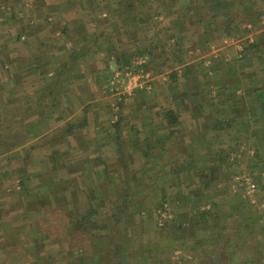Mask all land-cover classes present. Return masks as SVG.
<instances>
[{
	"label": "rangeland",
	"instance_id": "obj_1",
	"mask_svg": "<svg viewBox=\"0 0 264 264\" xmlns=\"http://www.w3.org/2000/svg\"><path fill=\"white\" fill-rule=\"evenodd\" d=\"M97 4L98 7L97 5H93V10H95L96 14L104 10L106 12L109 11V13H107L106 16H101L102 18L99 23L100 26L90 22L89 27L84 28L79 32H76V30L73 29V32L66 35L69 39H73V45H70L71 42H68L69 39L63 41V37L53 36L52 38L49 37V40L47 39L44 43L43 47H45V51L37 53L36 46L30 47L28 45L29 35L24 33V31L21 32V34L26 36L25 39H16L14 36L12 38L14 44L10 42L7 45H4L6 40L4 35L0 32V47H8L6 50H0V130H3V132L8 135V141L11 142L10 144L12 146L16 145L11 150H7V148L0 149V204L3 202H9L11 204L26 203L32 206L43 205L41 212H29V214H33L32 218H30L31 222L30 224L27 223V234L20 237V244L18 247L15 244L17 243L15 242V237H18L15 228L13 227V229H9L4 233L5 236L2 239L4 242L0 243V264H47L46 262L48 261L51 262L49 264H60L56 259L58 257L60 258L61 255L71 256L76 254V251L72 249V246L74 245V242L71 241L72 236L70 237L67 235L64 230V227H66V224L69 222V217L66 215L68 209L67 204L65 201L57 202L56 199L49 200V198L40 201V198H38L35 193L40 190L42 180H50L53 182L64 175V172L67 174L80 168L87 171L86 173L91 175L92 179H95L97 182H102L103 179L107 180L111 192L116 193L120 187L119 185L123 179H125L122 167L124 161L135 166L138 171L140 165L147 163V168H145L147 169L146 171H149V169H152L153 167V165L151 166L153 158L163 160L160 152V145L163 142L162 136H151L153 130L160 131V134H163L164 129L161 126L162 120L160 117L162 105H167L174 100L183 106L181 110L182 119H187L190 117L189 115L192 109L194 112V105L189 104V99H187L185 94H193L195 91L198 92V90H196L198 85L203 89V92L207 93L211 90L216 92L217 89L214 87L215 84L213 79L221 77L223 78V82H221L222 85H228L232 92L237 91L239 88L242 92H247L239 86L236 80L241 79L242 81L244 80L247 82L249 76H252L253 74L257 75L253 66H247L248 63L254 65V62L240 59L238 50L243 47L245 42L250 41L252 38L254 40L260 36L261 32L263 33L264 23L257 22L254 24V22H251L252 24L249 26L248 24L250 23H248L247 26L243 24L241 26L242 32L238 31L235 36L225 38L221 43L214 42L215 44H213V47H210V44H208L202 49H195L194 45L199 38L197 34L198 32L200 34L203 32L201 25H198V27L200 26L198 31H196L198 27L194 30L196 33L193 31L195 36H188L184 39L183 45H177L174 44L175 42L172 41V39H170L168 30L166 29L168 19L159 18L154 22L153 19L156 18H150L151 16H154L155 9L153 10L152 8L150 9L146 6H142L138 1L132 4L129 0H118V2L107 0L106 3L100 1ZM123 6L124 8H134L135 10L140 9V14L145 13V18L147 17V19L140 21L138 16L142 15H135L137 20L133 17L135 23L133 22L134 25L130 28L132 17L125 19L127 21L120 20L118 8ZM16 8H19V5H16ZM20 10L22 9L20 8ZM125 12L126 14L129 13L128 10ZM31 15V13L28 15L26 14L23 20H21L20 25L23 29H29L28 18ZM126 23L127 25L124 26ZM147 23H150V25H155L157 23V28L160 26L163 29L160 30L158 34L155 31L156 29L150 27ZM164 24L166 28L164 27ZM22 28L21 31L23 30ZM149 28H151L150 32L146 33V29ZM96 30H99L102 34H96L99 32ZM104 30H106V33H103ZM152 32H154V35L156 36L159 35L158 37L160 38H154L153 42L155 44L153 45L156 47L157 45H161V47L164 46L166 51L175 50V54L173 55L175 56L174 59H176L178 54H183L185 59H188L187 63L191 65L189 72H186V77H180L175 85L171 82L170 77L172 74L171 72L175 69L171 67L164 69L163 71L159 70L162 63L158 58L159 55L155 57L153 62L154 68H151L148 71H145L142 68H136V65L141 63V59L136 58L134 66L128 67V65H126L124 70H117L115 77L113 78L114 82H112V86L109 90L107 89L105 82L100 84L92 83L91 85L89 83L85 85L83 84L82 88H84L85 93L88 91V95L91 97L88 101L83 100L84 103H87L79 113L78 109H80L83 101H81L82 99L78 96L79 90L74 89L73 86H70V88L65 91L64 96L60 94V103L57 107L53 108V110L46 108L45 104L43 107L37 109L39 101L38 96L41 95V90L46 85L52 86L59 82H56L53 79L49 80V78H53V75L56 74V69H64L62 67V62L64 63V61L72 60L70 58L71 51H83L87 48L86 46L92 48V55L79 58L77 60L78 62L75 64L74 70H80L79 72L83 69L90 70V73H100L101 71L103 78L99 80L104 81V71L102 72V69H105L107 62L114 60V58L120 55V52L124 50L132 52L140 42L145 43L142 34L145 33L151 35ZM12 34H15L14 31ZM225 40H227V42H225ZM96 43L102 44L103 48L100 47L102 48L101 52L93 51L94 48L92 46ZM178 47H183V50H179ZM159 51L162 53L163 47H157V52ZM212 53L221 54V64H224V67H228L230 71L229 74L224 75V71L221 69L222 67L215 70L211 69L210 71V68H208L210 66L209 64L206 65L204 62V66L202 65L203 61L209 58L208 54ZM35 55H37L35 60L41 59L40 63L42 64V67H44L42 58L45 59V57L49 55L55 56L51 65H47L50 61L44 60L46 63L45 69H48L47 72L49 73H42L43 76L39 75L40 77H38V68H34V64H29V61H32L33 56ZM226 59L228 60L226 61ZM85 60L91 62V65L83 63ZM93 63H95V65H93ZM78 64L79 68H77ZM111 65H113L112 62ZM235 69H237V73H235ZM214 71L216 73H214ZM211 72L212 74H210ZM133 76L139 77V82L144 85L143 88H133L129 91L128 83ZM39 80H45V83L40 82ZM224 80L230 84H227ZM16 81L20 82L18 83ZM77 86L80 85H75V87ZM227 87H225L224 90H226ZM199 90L201 92V89ZM68 92L71 94L73 93V99L70 96L69 99L66 97L68 96ZM180 96H185L186 98H184L186 100L182 102V100L178 99ZM118 102H122L121 107ZM85 108L87 109L86 114L89 123L85 128L75 130V134L72 135L67 129L68 123H66V121H69L70 117L74 120L79 119ZM40 109L44 110V113L43 111H39ZM75 110L78 114L75 113ZM38 113H43V120L40 119ZM74 113L75 116L71 115ZM47 114L52 116H47ZM35 119L40 122L37 127L36 124H33ZM116 121L120 123L118 136H115L112 132V124ZM33 126L36 127L34 131L36 136H32L31 134L28 138L29 140H32V138L37 137L41 142H38V144L35 141V144L32 147L25 148L23 147V144H25L26 141H29L25 140L28 133L27 130L29 128L34 129L31 128ZM97 135H102L100 140L93 138L92 141L91 138L89 141L90 137ZM144 136L147 137L148 140H143ZM85 138L90 142L91 148L83 146V140ZM54 143H58L59 146H54ZM102 143L105 147H103ZM94 145L102 146L95 148ZM146 145H152L154 147H151L149 155L147 156L144 155L145 150H148ZM118 146L123 149V152H121L122 150ZM244 146L245 147L240 154H236L240 156L238 158L241 159V162H244L240 163L239 166L231 167L226 171V174H228L227 178L224 177L226 186H231L235 183V176H232L233 172H239L240 169H242L240 174H247L249 173L247 171V165L250 168L256 167L253 166L254 163H251L250 161L251 157H253V155L256 156V154H251L249 151L257 149V146L255 144H253V148H247L246 145ZM204 148L205 147H203V152H205ZM152 149H157L155 152L156 154H151ZM259 150L261 152L259 159H261L264 157V148ZM5 151H9L7 152V155H4ZM58 152L63 153L67 161H61L60 157L57 155ZM70 157L76 159H67ZM35 159L38 163L37 169H40L41 172H37L36 174H31V172H29V174H26V172L21 170L23 164L26 165V163H33L31 161ZM100 159L106 161L109 169H114L115 173L110 174L111 172H107L108 169H105L107 167L104 168V165L106 164H103ZM65 162H67V164ZM32 167L33 169H36L34 163ZM166 169H168L167 166L164 167L163 172H166ZM27 176L30 177L27 178ZM137 176H143L142 172H138ZM23 180H25L24 186L21 185ZM226 180H228L230 184ZM254 180L258 188L255 193V199L262 201L264 200V176ZM159 181L161 182L146 188L144 196L148 201L149 211L143 213L142 217L138 216V218H136V226H133V228H139L140 233L138 235L140 239H142L146 245L152 247L155 252L159 249L160 252L157 251L158 254L162 253V255L167 258L168 263L173 264L178 260L179 255H181L180 253H182V249L177 248L173 251L172 247H180L182 245L181 238L173 225L165 231L159 230L155 227L154 210L155 207L161 203L160 196L166 195L170 198V202L172 201L174 195L172 185L175 182V179H173L170 174H163ZM163 182H166V185H164ZM65 183L66 180H61L58 184H55L53 193L57 195V197L62 196L65 193L66 187H63ZM227 193L230 192L227 191ZM71 197L74 199L72 194ZM83 201L84 198L82 197L80 203L75 202L76 204L74 207L80 208L84 204ZM179 205L180 204L177 202H171L169 204L171 213H182L181 221L188 222L186 211ZM254 208V210L260 211L259 214L262 215L264 213L262 207L258 209L254 206ZM213 220L215 221V218ZM218 222L220 221L218 220ZM225 223L228 225L225 230L223 229V233L227 238L232 235L235 228L240 227L243 222H241V219L234 218L233 222H230V219H227V222ZM208 229H211L213 234L216 232L218 233L217 229L214 230L211 226H209ZM256 229V233L258 234L254 235L253 240H258L262 237L264 238V220L262 218L259 220ZM201 231L202 229L200 230V233ZM249 241V237H247L246 243ZM134 243L137 242L135 241ZM160 245L161 247H159ZM102 248H104V250L102 251V256H100V264H115L116 257L114 256L111 247H105V245H102ZM90 253H92V251ZM85 255L88 259L86 262H80L81 264L90 263L91 254L90 256L88 254ZM188 255V258L191 259L190 264L201 263L200 256H193L190 253ZM55 261H57V263ZM62 263L68 264L66 261Z\"/></svg>",
	"mask_w": 264,
	"mask_h": 264
},
{
	"label": "trees",
	"instance_id": "obj_2",
	"mask_svg": "<svg viewBox=\"0 0 264 264\" xmlns=\"http://www.w3.org/2000/svg\"><path fill=\"white\" fill-rule=\"evenodd\" d=\"M178 2L174 5L175 19L174 23L180 26V24H186L187 27L193 28L190 24L189 19L194 17L196 14L203 15L205 19L208 16L215 15L217 17L218 26L220 29L219 38H231L235 36L238 31L242 32V25L249 22H264V0H177ZM196 1L197 3H193ZM196 4V5H194ZM162 8V7H161ZM156 9V14L162 15V9ZM176 8V9H175ZM189 18V19H188ZM203 26H209L205 23L204 19H201ZM127 24V23H126ZM198 24V23H197ZM195 29L198 25L193 24ZM247 31V30H245ZM209 32V31H208ZM205 31L206 34H208ZM180 34L174 32L171 34V39L174 38V44L181 42ZM20 39V36L17 38ZM202 42L205 41L203 40ZM207 44V43H206ZM157 47L162 48V53L157 52ZM153 44L146 46H139L132 52L122 51L111 62L108 61L104 71V82L107 89L109 90L112 86V80L115 77L117 70H124V67L128 65L134 66L136 58L143 59L144 61L136 65V68H142L143 70H150L154 68L153 62L155 57L158 56L160 59L161 67L159 70L171 68L173 65H177V61L182 60L181 54H178L180 58L173 56L175 51H166L164 46ZM96 52V51H94ZM92 52L88 50L77 51L73 50L70 52V58L73 60L72 64L66 62L63 64V68L56 69V74L53 75L54 81H59L52 86L46 85L41 91V95L38 96V108L43 107L52 109L59 105L60 94L64 84L66 83L68 74L72 73L75 68L77 60L81 57L87 56ZM240 59L248 60L257 63L256 67L264 73V35H260L252 41H247L243 44L242 50L240 51ZM263 59V60H262ZM110 62V63H109ZM227 64V63H226ZM262 64V65H261ZM253 65V66H254ZM190 66H183L185 72L182 76L189 72ZM58 71V73H57ZM225 74H229L228 67L222 69ZM258 74V70L256 71ZM171 82L174 85L180 78L179 70L175 69L171 72ZM237 73V69H235ZM199 74V73H198ZM60 76V77H59ZM59 77V78H58ZM241 87L244 90L253 92L257 95L256 103L264 102V74L263 78L256 82L246 84L244 81ZM217 85V81L214 83ZM219 87V86H218ZM226 86H223V89ZM201 87L199 85L196 90L200 92ZM175 90V89H174ZM203 91V89H201ZM196 92V91H195ZM193 92V94L195 93ZM212 92H208L209 94ZM193 94H185L187 99H191ZM181 97L184 102L186 97ZM49 97V98H48ZM185 97V98H184ZM207 95L204 97L206 98ZM242 98L236 99L235 105L230 108V113L227 116L221 118L215 116V120H221L223 127L238 129L237 133L230 131L229 134L235 141V145H227L226 147L213 149L207 147L205 153H200L190 144V133L188 130L180 127L181 124V110L182 105L178 104L174 100L167 105H162L160 110L161 126L167 129L168 137L165 138L161 146V154L163 160L153 158L152 169L146 171L147 163L140 165L139 171L137 168L124 161L122 163L125 179L119 185V189L116 193L111 192L107 180L103 179L102 182H97L92 179L91 175H88L82 169H78L74 172L63 173L56 181L42 180L40 189L46 187L43 193L38 196L40 201L49 198L56 199V201H65L67 204L66 215L69 217V222L64 227L65 233L71 237V241L74 242L72 249L76 251V254L71 256H60L56 260L61 264L66 261L68 264H81L82 261H87L88 258L85 254L90 256L91 264H100V256H102V245L105 247H111L114 256L116 257L115 264H169L167 258L159 253V249L155 252L152 247L146 245L139 237V228H133L136 226V218L142 217L143 213L149 211L148 201L145 198V191L148 186L155 185L161 179L163 174H170L175 182L172 185L174 195L171 202L179 203L187 213L188 222H182V213H171L169 209L170 198L166 195L160 196V205L155 207V227L159 230L165 231L169 228L175 227L176 232L179 234L182 245L180 247L173 246L172 250L175 251L177 248L182 249L181 255L178 260L173 264H190L191 259L188 258V254L193 256H200V264H264V238L253 240V237L257 232V214L260 211L254 210V205L248 201V197H244L241 204L248 210L244 215L236 214L230 216V222L234 221V218L241 219L242 225L235 228L234 235H230L226 238L225 234H213L211 226L216 230V222L220 221L221 213V201L222 198L227 196V192L221 193L218 184L222 182V173L226 172L229 168L234 166L232 162V154L238 153L240 150L238 147L246 145V141L256 137L257 133L254 131L250 136L243 135L237 125V121L240 118L245 117L242 109ZM206 103L209 104V101ZM119 106H122V102H118ZM203 109L205 107L202 105ZM36 109V110H37ZM39 111L44 110L40 109ZM209 114L211 110L208 109ZM43 113L39 114L41 120H43ZM87 109H84L82 116L79 119L73 120L68 124V131L72 135L75 134V130L85 128L88 123ZM256 116L254 125L256 127L264 126V116L259 119ZM47 116H52L47 114ZM207 117V116H206ZM258 118V119H257ZM1 120V116H0ZM261 120V123H259ZM36 127L39 126L40 122L36 119L33 122ZM118 121L112 124L113 134L119 135ZM34 129H28L25 140H29V135L34 136ZM8 130V129H7ZM207 131V132H206ZM205 133L216 135L217 131L211 134L210 131L206 130ZM141 135V134H139ZM6 137V138H5ZM118 138V137H117ZM148 140L147 137H143V140ZM9 137L3 130H0V149L11 150L15 146L10 143ZM228 144V143H227ZM148 150H145L144 155H149V151L154 148L152 145H146ZM123 152V149L118 146ZM157 149H152L151 154H156ZM259 153V149H255V154ZM213 157L217 158V162H213ZM236 156H234V159ZM233 159V160H234ZM102 160V159H100ZM66 161V160H65ZM67 164V162H65ZM107 172L115 173V170L109 169L106 161L102 160ZM67 166V165H66ZM167 166L166 172H163L164 167ZM134 167V168H133ZM146 167V168H145ZM133 168V170H132ZM151 170V171H150ZM136 171V172H135ZM138 172H142L143 176H137ZM66 174V175H65ZM82 174V176H81ZM86 177H85V176ZM84 176V178H83ZM167 176V175H166ZM165 177V176H164ZM163 179V178H162ZM61 180H66L65 193L62 196L57 197L53 192L55 184ZM71 183V184H70ZM25 180L21 182L24 186ZM166 185V182H163ZM26 186V185H25ZM237 195L241 197L242 193H246L247 186L240 185ZM108 187V188H107ZM214 191V192H213ZM217 193L218 195L214 193ZM256 193V192H255ZM74 197V199L71 197ZM230 194V193H229ZM80 196V197H79ZM84 198V204L78 208L74 207L77 203H80V199ZM47 203V202H46ZM257 204L262 206L264 211V201L257 200ZM47 205V204H46ZM45 205V206H46ZM43 206V205H42ZM262 216L264 220V213L258 214ZM215 218V221L213 220ZM259 218V217H258ZM226 222V220H225ZM214 223V224H212ZM257 224V225H256ZM227 223H224L223 229L227 227ZM202 229L201 233L200 230ZM222 229V231H223ZM249 237V242L246 243V238ZM137 243H134V242ZM246 243V244H245ZM161 247V245L159 246ZM94 250V251H93ZM74 251V252H75ZM92 251V253H90ZM107 251V249H106ZM54 262V261H53ZM57 263V261H55ZM47 264L51 262H46ZM89 263V264H90ZM63 264V263H62Z\"/></svg>",
	"mask_w": 264,
	"mask_h": 264
},
{
	"label": "crops",
	"instance_id": "obj_3",
	"mask_svg": "<svg viewBox=\"0 0 264 264\" xmlns=\"http://www.w3.org/2000/svg\"><path fill=\"white\" fill-rule=\"evenodd\" d=\"M100 1L101 2L103 1L106 3L107 0H0V32L4 35L5 40H6L4 45L9 44L10 42L12 44H14V41L12 40V38L14 36L16 37V39L19 36H20V40L25 39L26 36L21 34V32L24 31V33L29 35L28 45L30 47L36 46L37 53H39L40 51H45V47H43V46H44V43L46 42V40L47 39L49 40V37L52 38L53 36H61V38L62 37L64 38L63 41H65V40L67 41L69 39V37H67L66 35H69V33L73 32V29L76 30V32H79L80 30L89 27L90 22H92L95 25L100 26L99 23H100L101 18H102L101 16L102 15L106 16L107 13H109V11L106 12L104 10V11H102L103 13L100 12V13L96 14L95 10H93L94 9L93 5H97V7H98L97 3H99ZM113 1L118 2V0H113ZM123 1H127V0H123ZM129 1L132 4H134L138 1V3L141 4L142 6H146L150 9L152 8L153 10L155 9L154 16L150 17L151 19L156 18V19H153L154 22H155V20H157L159 18L168 19V24L166 23L167 28L165 27V24H164V27L168 30L170 39H171V34L174 32L181 35L180 36V38H181L180 45L184 44V39H186L188 36H192V37L195 36L196 31H198L200 29V26H199L198 29L196 31H194L195 27L193 24L201 25L202 26L201 28L203 30V32L201 34L199 32L197 34V36H199V38L197 40V43L194 45L195 49H198V48L202 49L205 47V45H208V44H210V47H213V44H215L214 42L221 43L222 40L225 39V38H222V39L219 38V35H221L220 34L221 32H220V29L218 26V21H216V19H217V17L215 16V15H217L216 13H213V14H215L213 16H208L207 19H205L203 17V15H198V14H196L191 19L188 18L190 21V24L188 23L187 25L188 26L192 25L193 26V30H192L191 28L187 27L186 24L182 23L178 27V25L176 23H174V19H175L174 5H176V3L178 2L177 0H129ZM193 3H197V2L193 1ZM120 4H122V3H120ZM16 5H19V8H16ZM150 5H152V6H150ZM194 5H196V4H194ZM20 8L22 10H20ZM160 8L162 9L163 14L158 16L156 14V9H160ZM130 9L131 8H128V7L124 8V6L118 8L121 21L128 19L129 17H132L131 18L132 21L130 23V25H131L130 28H132V25H134V23H135L133 21V17H134V19L137 20L136 16L142 15V16H138L140 21L147 19V17L145 18V13L140 14V12H141L140 9H136V10L134 8L131 10ZM126 10H128L129 13L126 14V12H125ZM30 13L32 14L28 18V25L30 27L28 30H26V29H23L20 24H21V20H23L24 16H26V14L28 15ZM201 19H204L205 23H208L209 26H206V27L203 26ZM125 21H127V20H125ZM252 22H254V24L257 23L255 21H252ZM249 23L250 24H248V26L252 24L251 22H249ZM261 23H264V22H261ZM147 24H149L150 27H154L156 29L155 31L158 34H159L160 30L163 29L160 26L157 28V25H158L157 23L155 25H153V24L150 25V23H147ZM126 25L127 24H125L124 26H126ZM15 28H17V29H15ZM21 28L23 29L22 31H21ZM143 29H145V28H143ZM150 29L151 28L146 29L145 32L149 33ZM106 30H104L103 33H106ZM13 31L17 35L12 34ZM96 31L98 32L99 30H96ZM205 31H207V32L209 31L208 34H206ZM96 34L100 35L102 33L99 31ZM260 35H264V31H263V33L261 32ZM142 36H144L143 38H144L145 43L140 42L139 45H137L135 47V49L139 46L143 47L146 45L155 44L153 42L154 38L160 39L158 37L159 35L158 36L154 35V32H152L151 35L143 33ZM149 36H151V37H149ZM69 40H71V41H69ZM69 40H68V42L69 43L71 42L70 45H73L74 44L73 39L70 38ZM203 40L205 41V44H204V42H202ZM252 40H253V38L250 41H252ZM172 41H174V38L172 39ZM225 42H227V40H225ZM86 47L87 48H85L84 50H89L92 52V50H91L92 48H90L88 46H86ZM92 47L94 48L93 51H96V52H101L102 48H103L101 43H99V44L96 43ZM100 47H102V48H100ZM2 49L6 50V49H8V47L2 46V47H0V50H2ZM181 49L183 50V47L179 48V50H181ZM241 50H242V47L240 50H238L239 54H240ZM173 51H175V50H173ZM214 52H215V49H214ZM91 55H92V53L90 54V56ZM208 55H209V58H207ZM208 55L206 56L207 59H205L202 63L203 66H204V62L206 65L209 64L210 66L208 68H210V71H211V69L215 70L219 67H222L221 69L225 68L224 64L223 65L221 64L222 63L221 62V59H222L221 54L219 55V54L212 53V54H208ZM36 56L37 55L33 56L32 61H29V60L28 61H29V64H34V66H33L34 68H38V70H39L38 77H40L39 75L43 76V74L49 73V72H47L48 69L47 70L45 69L46 63L44 60L50 61L47 63V65H49V64L51 65L55 59V56L49 55V56H46L45 59L42 58V60L44 62L43 63L44 67H42V64L40 63L41 59L35 60ZM181 56L183 59L181 61H177L178 62L177 65L172 66L174 69L179 70L180 77H182V75L184 73V71L182 70L183 66L184 65L185 66H191L189 63H187L188 59H185L183 54H181ZM178 57H180V56H178ZM227 60L228 59H226V61ZM66 62L70 63V65H71L73 60L64 61V63H66ZM26 63H27V61H26ZM64 63L62 62V64H64ZM83 63H87V64L91 65V62H88V60L83 61ZM93 65H95V63H93ZM256 65H257V63H255L254 66L252 64H249V63L247 65L248 67L253 66L255 73H257L256 71L258 70V74L257 75L253 74L252 76H249L248 77L249 79L247 82L243 80L248 85H250V83L251 84L256 83L263 78L264 73L261 72L260 69H258L256 67ZM77 68H79V64H78ZM103 70L104 69H102V72H103ZM79 71L80 70H78V71L74 70L72 73L68 74L66 83L64 84V87L61 91L62 92L61 95L64 96L65 91L67 89H69L70 86H73L74 89L79 90V91L78 90L77 91H78V96L82 99L81 101H83V100L88 101V100H90L91 96L88 95V91L85 93V90H84V88H82V85L83 84L85 85L88 83L90 85L92 83L93 84H100V83L104 82L103 80L102 81L99 80V79L103 78V75H102L101 71H100V73H90L91 72L90 70L88 71V70H84V69L81 70V72H79ZM214 73H216V72L214 71ZM210 74H212V72ZM184 77H186V75H184ZM51 78L52 77H50L49 80ZM222 79L223 78H221V77L213 79L214 83L217 81V85L214 86L217 89L216 92L212 91L209 94L208 92L206 93L203 91H201V92L196 91V93L193 94L194 96L188 100L190 105H192V104L194 105V112L192 111L193 110L192 109L190 111L191 112L189 115L190 117H188L187 119H182V117L180 116L181 117L180 118L181 119L180 127H182L185 130H188L189 133L191 134L190 135V144L192 145L193 148H195L200 153H205L206 151H208L207 147H212L213 149H217V148L220 149L222 147H226L229 144L235 145V141L232 138V136L229 134V132L234 131V133H237L238 129L226 127L225 129L222 130L223 124H222L221 120H219V119L215 120V116L221 118L223 116L229 115L230 108H232L235 105L236 99L242 98L241 105H242V109H243L245 117L238 119L237 125L240 129V132H242L243 135L250 136L251 134H253L254 131L257 133L256 137H254L252 140H251V138L248 139V141H246L247 143H245V144H246L247 148L248 147L253 148L254 147L253 144H255L257 146V149L264 148V126L260 125V127H256L254 125V121L256 120L255 119L256 116H253L254 115L253 113H255L259 119L261 118V116H264V102L257 104L256 101H257V95L258 94H255V93L249 92V91L242 92V90L240 88L237 91L232 92L230 90V87L227 85L228 87L226 86L227 88H226V90H224L223 85L221 83V82H223ZM16 82L19 83L20 81H16ZM40 82L45 83V80H42ZM236 82H238L239 86L241 87V84L243 83L242 80L238 79V80H236ZM227 84H230V83H227ZM75 85H80V86L75 87ZM212 87H213V83H212ZM200 89H202V88H200ZM243 90H244V88H243ZM69 92H68V96H66V97H68V99H69V96L71 98L73 97V93L71 94ZM206 95H207V97L204 98ZM181 97L182 96H180L178 99L181 100ZM84 101L82 102V105L80 104L81 106H80V109H78V113H79V111H81V109L87 103V102L84 103ZM207 101H209V104L206 103ZM202 105L205 107V109H203ZM208 109L211 110V114L206 112V111H208ZM76 112L77 111L75 110V113ZM75 113L71 114V115L75 116ZM78 113H76V114H78ZM181 115H182V112H181ZM73 120L74 119L70 117L69 121L67 120L66 123L69 124ZM259 123H261V120ZM67 129H68V127H67ZM163 129H164L163 134H160V131L153 130V133L151 136H154V137L155 136H158V137L162 136V140H164L165 138L168 137V134H167L168 131L165 128H163ZM206 130L210 131L211 134H213L217 131V134L215 136L214 135L210 136V134L205 133ZM34 136H36L35 132H34ZM101 136L102 135L90 137L89 141L91 138H92V141H93V138L96 140H100ZM35 141L37 143L41 142L39 140V138L35 137V138H32V140L30 139L29 141H26L25 144H23V147H25V148H29L30 146L32 147L35 144ZM83 141H84L83 146L90 147V142L87 140V138H85ZM91 144H93V143H91ZM53 145L59 146L58 143L57 144L54 143ZM102 145H103V143H102ZM102 145H94V146L96 148L99 146L101 147ZM103 147H105V145H103ZM203 147H205L204 148L205 152H203ZM244 147H245L244 145L238 147L240 149L238 151V154H240V152L243 150ZM7 152H9V151H5L4 155H7ZM249 153L255 154V149L250 150ZM260 153L261 152L259 150V153L256 154V156L253 155V157H251L250 161H251V163H254L253 166H256V167L250 168L247 165V171L249 173H247V174L242 173V175H241L240 173L242 172L241 171L242 169H240L239 172H236V171L233 172L232 176H235L234 177L235 183L231 186L229 185L230 187L226 186V184L224 182V177L225 178L228 177L227 176L228 174H226L227 172L222 173L223 174L222 175L223 180H222V182H220L218 184V186L220 188L218 190V192H220V196H222L221 193H223L225 191L230 192V194L228 193L227 196L222 198V201H221V205H222V208H221L222 215L220 216L221 220H220V222H217V225H216V229L218 231V234L223 233L222 229L224 227L225 220L227 222V219L230 216L236 215L237 213L244 215V213H246L248 211L244 208V205L241 204L244 197H245L244 196L245 194L242 193L241 197L239 195H237V193H238L237 191L239 190V186H238L239 179L241 177H246V176L252 177L253 179H257V178L264 176V157L259 159V157L261 155ZM236 154H232L231 159H232V162L235 163L234 166H239V164L243 163L244 161L241 162V159L238 158L240 156L236 155ZM57 155L60 157L61 161L66 160L63 153L58 152ZM234 156H236L235 159H234ZM67 159L74 160L76 158L70 157ZM217 161H218L217 158L213 157V162L216 163ZM31 162L34 163V165L36 166V169H33V167H32L33 163H26V165L23 164V166L21 167V170L26 172V174H29V172H31V174L32 173L36 174L37 172H41L40 169H37V166H38L37 160L35 159ZM238 168H240V167H238ZM29 177L30 176H27V178H29ZM226 181L228 182V180H226ZM44 190H45V187H42V189L38 190V192H36L35 194L40 195L41 193L44 192ZM257 190H258V188H257ZM257 190H256V192H257ZM215 194L218 195L215 192L214 196H215ZM5 196H3V197H5ZM220 196L218 195V197H220ZM215 197H217V196H215ZM252 204L258 209H260L262 207L261 205L257 204V199H255V202ZM42 209H43L42 206H39V205L32 206V205H28L26 203L11 204L9 202H7V203L3 202L2 204H0V243L4 242L2 240L5 236L4 233L9 229H13V227H14L15 232L18 235V237H15V242H17L15 244L18 247V245L20 244V242H19L20 237L22 235L24 236L25 234H27V230H26L27 223L30 224V222H31L30 218H32L33 214H29V212H31V213L41 212ZM258 214H259V212H258ZM261 218H262L261 216L257 215L258 221Z\"/></svg>",
	"mask_w": 264,
	"mask_h": 264
},
{
	"label": "built area",
	"instance_id": "obj_4",
	"mask_svg": "<svg viewBox=\"0 0 264 264\" xmlns=\"http://www.w3.org/2000/svg\"><path fill=\"white\" fill-rule=\"evenodd\" d=\"M144 60L141 59V62H143ZM114 82V80H113ZM144 85L143 83H140L139 82V77H136V76H133L129 83H128V88H129V91L132 90L133 88H143ZM240 181V185H246L247 186V189H246V193H244L246 197H248V199L251 201V202H254L255 201V192L257 190V185L254 181V179L252 177H241L239 179Z\"/></svg>",
	"mask_w": 264,
	"mask_h": 264
}]
</instances>
